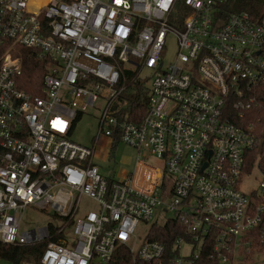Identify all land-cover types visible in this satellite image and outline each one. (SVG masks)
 I'll list each match as a JSON object with an SVG mask.
<instances>
[{
  "label": "built area",
  "instance_id": "built-area-1",
  "mask_svg": "<svg viewBox=\"0 0 264 264\" xmlns=\"http://www.w3.org/2000/svg\"><path fill=\"white\" fill-rule=\"evenodd\" d=\"M38 1L0 0V244L26 249L7 260L111 264L124 252L128 264H197L208 248L219 264H240L264 253V174L249 195L239 188L259 171L249 154L264 141L261 117L248 119L262 107L254 88L264 84V3L225 15L228 0ZM168 36L176 54L164 67ZM16 45L44 62L40 85L23 79ZM139 78L146 113L121 120L114 102ZM99 99L91 145L70 140ZM102 138L136 150L132 172L99 171ZM83 198L96 208L79 212ZM29 206L51 220L21 229ZM170 221L182 233L169 253L150 233ZM141 223L149 227L138 243Z\"/></svg>",
  "mask_w": 264,
  "mask_h": 264
},
{
  "label": "rangeland",
  "instance_id": "rangeland-1",
  "mask_svg": "<svg viewBox=\"0 0 264 264\" xmlns=\"http://www.w3.org/2000/svg\"><path fill=\"white\" fill-rule=\"evenodd\" d=\"M30 49L21 45L12 47L9 52L13 57H25L30 53ZM176 43L175 39L168 36L166 39V45L163 52V64L166 67L175 57ZM137 81L146 84L144 78H139ZM128 95V92L123 93L124 101ZM104 102L99 99L93 107H89L84 111L81 116L75 120L74 126L69 139L84 146H90L92 140L98 133L99 121L102 113ZM261 143L258 145L256 151L261 152ZM264 154V146H263ZM259 155H257L258 157ZM137 158L136 150L126 144L120 143L116 147L110 145L108 141L100 140L97 149L94 153L93 162L99 168V171L106 177L114 179L119 178L121 173H130L134 169V164ZM148 163L156 166H161L162 159L150 155ZM262 179L260 171L254 169L250 175H242L239 183V188L249 195L252 191L258 189L259 182ZM96 208L94 202L87 198H83L79 212H83L86 209ZM51 220V217L46 212L31 206L27 207L21 215L20 228L29 229L36 228L45 225ZM161 221V218L158 217ZM162 222V221H161ZM149 224L141 223L137 227L136 237L137 242L141 243L146 239L147 230ZM182 252H186L187 248L184 246L181 249ZM0 264H12L7 259H0ZM240 264H264V253H253L248 258L243 260Z\"/></svg>",
  "mask_w": 264,
  "mask_h": 264
},
{
  "label": "trees",
  "instance_id": "trees-1",
  "mask_svg": "<svg viewBox=\"0 0 264 264\" xmlns=\"http://www.w3.org/2000/svg\"><path fill=\"white\" fill-rule=\"evenodd\" d=\"M264 0H228L224 3L223 9L225 10V15L231 12L238 11H248V12H259L261 9ZM23 79H29L30 81L37 82L36 85H40V81L42 78V74L44 73L45 67L44 62L36 61L30 58L28 55L23 57ZM26 89L31 90L29 85L24 84ZM128 92V95L124 101L123 93ZM123 93L116 99L113 105L114 113L121 120L128 121H140L141 118L145 115L147 110V87L140 81H129L126 89ZM254 93L258 102L261 103V108H256L249 111L248 119H253L252 114H258L261 119L256 123V133L260 134V131H264V84L258 85L254 88ZM78 119V118H77ZM264 134V133H263ZM116 146V144H115ZM264 141L261 143V148L263 149ZM257 149V148H256ZM256 149H254L249 155L250 163L258 156V167L259 171L264 174V154L263 150L257 153ZM182 232L180 227L174 222L170 221L163 225H154L152 227L150 233V239H156L161 241L166 245L167 252L172 251V242L177 235H180ZM25 248L13 247L9 245L0 244V259H11L15 254L21 253L25 251ZM121 257L115 260L111 264H128V256L121 252ZM197 264H219L216 260L210 259L208 256V248L200 250V258L197 261Z\"/></svg>",
  "mask_w": 264,
  "mask_h": 264
},
{
  "label": "crops",
  "instance_id": "crops-1",
  "mask_svg": "<svg viewBox=\"0 0 264 264\" xmlns=\"http://www.w3.org/2000/svg\"><path fill=\"white\" fill-rule=\"evenodd\" d=\"M102 141H107L106 139H101ZM128 174V173H127ZM127 174H125V173H121L120 174V176H119V178H123V177H125Z\"/></svg>",
  "mask_w": 264,
  "mask_h": 264
},
{
  "label": "bare ground",
  "instance_id": "bare-ground-1",
  "mask_svg": "<svg viewBox=\"0 0 264 264\" xmlns=\"http://www.w3.org/2000/svg\"><path fill=\"white\" fill-rule=\"evenodd\" d=\"M47 0H39L38 4H44Z\"/></svg>",
  "mask_w": 264,
  "mask_h": 264
}]
</instances>
